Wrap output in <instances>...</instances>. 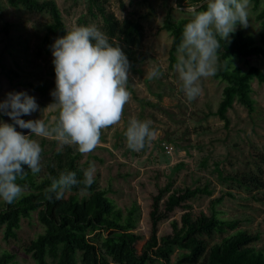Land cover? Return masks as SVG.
Masks as SVG:
<instances>
[{"label": "rangeland", "instance_id": "rangeland-1", "mask_svg": "<svg viewBox=\"0 0 264 264\" xmlns=\"http://www.w3.org/2000/svg\"><path fill=\"white\" fill-rule=\"evenodd\" d=\"M56 1L69 29L74 24H95L103 28L102 16L88 10V0ZM250 4V26L237 25V30L254 34L259 39L264 27L256 18L254 1L250 0ZM107 6L121 19L134 14L141 16L145 35L136 46L135 64L129 69L132 95L121 120L102 129L101 143L93 152L81 154L80 163L87 168L95 165V178L117 205L123 208L138 206L137 228L144 240L150 233L148 211L156 191L155 182L166 185L170 181L172 187L209 186L212 194H199L191 200L195 210L209 211L211 200L223 195V201L217 206L219 215L237 220V228L259 233L256 244L264 249V190H249L233 180L236 175L253 172L264 179V83L257 79L252 83L255 109L249 111L237 101L229 110L230 120L226 123L215 114L225 81L216 75L202 79L201 94L189 102L181 91V82L169 58L172 35L164 27L168 12L172 11L175 18L191 17V9L204 10L206 2L202 6L191 0H108ZM47 21L46 12L31 11L0 0V100L8 92L25 91L35 98L39 107L21 119L42 118L46 125L54 127L59 110L52 105L55 99L51 92L55 90L56 77L51 47L44 40ZM234 62L248 66L241 58H234ZM252 63L264 70V59ZM157 67L160 77L148 79V72ZM31 83L44 86L46 91ZM131 118L153 122L156 134L141 151L127 147L124 133ZM0 120L13 123L6 115H0ZM16 130L31 134L29 129L19 126ZM30 138L39 142L46 156L61 147L54 135H32ZM4 204L0 199V206ZM181 213V209L177 210L174 217ZM168 227L169 220L163 223L162 230ZM43 230L44 225L35 211L22 219L17 237L7 239L4 228L0 230V252L8 249L16 254L19 262L38 264L26 251V246ZM177 254L176 250L170 264H176Z\"/></svg>", "mask_w": 264, "mask_h": 264}, {"label": "trees", "instance_id": "trees-1", "mask_svg": "<svg viewBox=\"0 0 264 264\" xmlns=\"http://www.w3.org/2000/svg\"><path fill=\"white\" fill-rule=\"evenodd\" d=\"M13 6H23L31 11L46 12L49 21L45 25L44 40L48 47L56 38L69 29L56 0H8ZM256 18L264 27V0H253ZM88 10L100 14L103 28L110 38L118 41L131 69L135 64V49L145 35V26L139 15L119 18L110 9L108 0H88ZM204 6L206 0H191ZM191 17L175 18L169 11L164 27L171 33L170 64L177 62V47L182 39L184 25ZM230 43L221 42V64L230 59L226 68L221 67L216 76L225 81L223 95L215 114L226 123L229 110L235 102L255 109L252 96L253 81L264 83V70L252 61L264 59V32L258 39L254 34L237 30L230 35ZM244 59L247 67L236 64L234 58ZM45 92V87L31 83ZM42 155V171L35 175L25 166L26 175L17 180L26 186L23 195L12 204L0 206V230L4 228L7 239L17 237L22 219L37 211L44 230L26 246L38 264H147L160 261L170 264L177 250L176 264H264V249L257 246L259 233L237 228V220L219 215L218 204L223 195L211 200L209 211L195 210L191 200L199 194H212L209 186H176L168 182H155L156 191L148 211L150 233L144 236L138 231V206L123 208L116 204L108 190L95 182L81 192L84 185L78 184L67 191L60 200L55 199L48 189L50 177H57L65 169L76 172L83 181L87 167L80 163L81 153L74 146H61L50 156ZM239 185L249 190H264V179L255 172L244 176L236 175ZM231 194V193H229ZM49 196L52 198L49 199ZM179 217H174L177 210ZM169 220V227L162 225ZM237 228V229H236ZM234 232H229L234 230ZM98 234L95 236V234ZM220 236V238L218 237ZM0 264H23L11 250L0 252Z\"/></svg>", "mask_w": 264, "mask_h": 264}, {"label": "clouds", "instance_id": "clouds-1", "mask_svg": "<svg viewBox=\"0 0 264 264\" xmlns=\"http://www.w3.org/2000/svg\"><path fill=\"white\" fill-rule=\"evenodd\" d=\"M250 0H206V8L191 9V19L183 27L177 47L174 70L181 82V91L189 102L202 91V79L215 76L230 59L220 61L221 42L230 43V35L237 25L249 27ZM55 70V99L57 122L49 127L44 120L21 119L38 109L33 96L25 91H12L0 100V115L13 123L0 120V199L12 204L26 190L17 183L26 175L25 166L33 175L42 171V147L32 135L55 136L63 146H75L81 154L93 152L101 143L102 129L117 124L124 107L131 98L129 91V61L118 41L100 30L97 25H72L66 34L50 46ZM234 69V65L230 64ZM160 69L148 72V79L159 78ZM151 120L131 118L124 133L127 147L141 151L155 136ZM29 129L25 135L16 130ZM96 167L90 164L79 181L76 172L65 169L57 177H50L49 193L56 200L78 184L81 192L95 182ZM52 197L49 196V199Z\"/></svg>", "mask_w": 264, "mask_h": 264}]
</instances>
